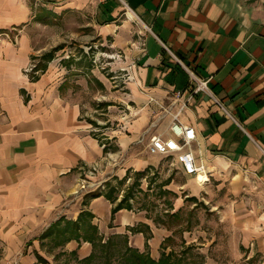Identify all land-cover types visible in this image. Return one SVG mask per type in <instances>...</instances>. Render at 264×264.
<instances>
[{
	"label": "crops",
	"instance_id": "1",
	"mask_svg": "<svg viewBox=\"0 0 264 264\" xmlns=\"http://www.w3.org/2000/svg\"><path fill=\"white\" fill-rule=\"evenodd\" d=\"M41 8L88 12L100 37L123 51L130 65L126 112L113 136L95 134L56 71L33 81L27 76L38 53L27 31ZM181 63L210 79L235 121L209 96L191 97ZM178 113L195 130L190 147L202 167L187 174L170 155L186 176L181 188L216 206L213 196L226 193L244 242L264 247V0H0V264H74L70 259L89 257L93 247L84 240L50 253L41 244L52 224L76 221L83 210L94 215L103 242L125 238L158 260L170 231L135 207L113 214L116 204L103 195L84 204L90 191L83 183L104 185L128 171L158 168L161 155L148 151L149 141L174 137Z\"/></svg>",
	"mask_w": 264,
	"mask_h": 264
},
{
	"label": "rangeland",
	"instance_id": "2",
	"mask_svg": "<svg viewBox=\"0 0 264 264\" xmlns=\"http://www.w3.org/2000/svg\"><path fill=\"white\" fill-rule=\"evenodd\" d=\"M30 24L27 35L38 53L26 69L27 76L31 81L35 80L43 74L41 69L45 65L46 70L56 71L62 87L84 107L95 134L101 138L113 136L117 119L122 111L123 114L126 112L122 96L127 92L130 65L126 63L123 51L113 47L112 38L103 40L100 37L94 18L88 12L56 13L41 8L36 10ZM10 38L14 40L17 36ZM37 66L41 69L34 72ZM159 158L158 168L140 178V186L134 190L131 199L133 207L152 218L156 226H165L171 233L162 245L164 251H160L159 259L164 253H172L174 260L183 264H264V247L256 242L245 243L243 230L232 223L226 193L213 196L217 206L210 201L190 200L191 196L181 188L186 183V176L178 170L173 157L161 155ZM134 173L131 172L121 186L119 180L124 177H112L105 184L111 182L119 186L118 196L123 197L135 182ZM98 182L97 179L84 182L83 188L90 193L108 189ZM92 183L94 185L88 186ZM179 202L181 208H178ZM174 213H179L178 218L171 216ZM31 243L26 245L29 247ZM41 244L50 253L66 243L58 246L49 239ZM140 252L148 253L147 250ZM36 255L37 258L40 256ZM75 260L70 259V263L83 264L84 259ZM103 261L96 260L92 264H104Z\"/></svg>",
	"mask_w": 264,
	"mask_h": 264
},
{
	"label": "trees",
	"instance_id": "3",
	"mask_svg": "<svg viewBox=\"0 0 264 264\" xmlns=\"http://www.w3.org/2000/svg\"><path fill=\"white\" fill-rule=\"evenodd\" d=\"M41 69L37 66V70ZM42 71L46 70V65L42 67ZM149 169L144 171H136L135 182L128 189L127 194H124L120 201L119 186L123 185L132 171H128L127 175L119 180V186L113 185L111 182L105 184L106 191H95L86 195L84 204H88L89 200L99 196H105L114 205L113 214L122 208L132 209L131 199L134 197V190L140 186L139 180L145 176ZM117 179V178H115ZM161 193L170 194L169 191H161ZM190 200H195V197H189ZM179 213L171 214L172 217L178 218ZM94 215L89 210H83L76 221H68L65 218L59 219L52 224L42 235L41 239H53L55 245H63L73 239L84 240L93 245L92 254L82 261L83 264H92L96 260H104V264H183L181 261L174 260V255L163 254L158 261L150 257L148 253H141L139 250L128 245V240L121 237L109 238L103 242V237L100 235L98 227L92 223ZM122 241V242H121ZM40 262H46L45 259L38 256Z\"/></svg>",
	"mask_w": 264,
	"mask_h": 264
},
{
	"label": "built area",
	"instance_id": "4",
	"mask_svg": "<svg viewBox=\"0 0 264 264\" xmlns=\"http://www.w3.org/2000/svg\"><path fill=\"white\" fill-rule=\"evenodd\" d=\"M176 58V57H175ZM179 61V59L176 58ZM180 62V61H179ZM182 64V63H181ZM190 78V95L191 97L198 94L209 96L214 102L228 115L231 119L234 117L226 109V107L217 99L210 87V79L202 78L193 70L182 64ZM175 98L182 97L181 91L175 92ZM189 100V99H188ZM186 103H183L182 108ZM171 130L174 137L164 139L157 135L151 137L148 144V151L151 154H160L170 156L173 155L178 164H180L187 174H197L201 171V166L196 163V158L191 150V143L196 139V133L193 127L184 125L179 120V113L176 114ZM143 139V138H141Z\"/></svg>",
	"mask_w": 264,
	"mask_h": 264
},
{
	"label": "bare ground",
	"instance_id": "5",
	"mask_svg": "<svg viewBox=\"0 0 264 264\" xmlns=\"http://www.w3.org/2000/svg\"><path fill=\"white\" fill-rule=\"evenodd\" d=\"M203 179H204V177H203V176H201V177H200V180H203Z\"/></svg>",
	"mask_w": 264,
	"mask_h": 264
}]
</instances>
